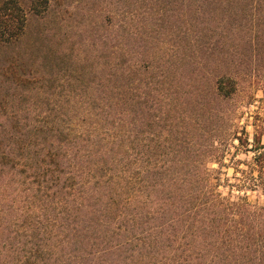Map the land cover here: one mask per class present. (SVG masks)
I'll list each match as a JSON object with an SVG mask.
<instances>
[{
  "label": "trees",
  "instance_id": "16d2710c",
  "mask_svg": "<svg viewBox=\"0 0 264 264\" xmlns=\"http://www.w3.org/2000/svg\"><path fill=\"white\" fill-rule=\"evenodd\" d=\"M248 192L264 0H0V264H264Z\"/></svg>",
  "mask_w": 264,
  "mask_h": 264
},
{
  "label": "rangeland",
  "instance_id": "374dc122",
  "mask_svg": "<svg viewBox=\"0 0 264 264\" xmlns=\"http://www.w3.org/2000/svg\"><path fill=\"white\" fill-rule=\"evenodd\" d=\"M254 110H256L255 107H251L250 108V112H253ZM250 118V115L248 114L246 116V118ZM247 118V119H248ZM244 123L248 122L246 119L243 121ZM250 122H252V119H250ZM247 124V123H246ZM248 131L249 134H253L254 133V129L251 125V123H248ZM254 157L253 153H244V152H240L238 158H240L241 160H247V161H252ZM214 168H216L217 166H213ZM244 168V167H243ZM238 177H242L241 175H238ZM221 178L222 181L227 184V181L229 182L228 184H232V185H236L238 184V180L235 177L234 171L232 168H226L224 167L222 169V174H221ZM221 190L223 191L224 194L228 193L229 188L227 187H221ZM240 194L238 191H234V195H238ZM241 195H243V193H241ZM248 195L250 197V200L253 203H259V204H264V193L262 192H248Z\"/></svg>",
  "mask_w": 264,
  "mask_h": 264
}]
</instances>
